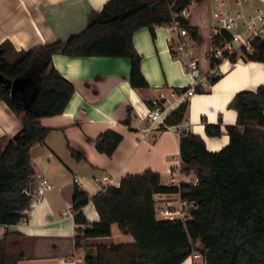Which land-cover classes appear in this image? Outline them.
<instances>
[{
    "label": "trees",
    "instance_id": "trees-1",
    "mask_svg": "<svg viewBox=\"0 0 264 264\" xmlns=\"http://www.w3.org/2000/svg\"><path fill=\"white\" fill-rule=\"evenodd\" d=\"M204 0H108L101 10L88 15L86 28L66 40H57L28 51H16L4 41L0 44V73L10 81L26 79L21 90L11 94L0 84V102L19 118L21 128L4 144H0V226L17 225L26 219L30 202L34 170L30 148L44 144L49 128L39 120L61 114L74 86L52 65L53 54L70 57H123L131 64L129 82L134 89L147 88L140 72L141 56L132 44L133 33L148 28L154 30L178 21L198 43L196 27L182 15L191 4ZM252 52L243 51L246 61L264 65V39L251 42ZM173 58L174 53L171 51ZM237 58H232L235 62ZM214 61H210L213 66ZM220 76L212 77L210 84ZM197 93L203 91L197 87ZM153 107L151 103H147ZM187 103L165 118L167 127L181 124ZM162 108V101L158 102ZM237 112L234 125L225 127L227 145L217 152L206 149L203 139L191 132L179 138L180 171L194 175L195 184L180 187L163 185L158 173L147 170L138 175H126L120 186L110 187L92 197L99 221L89 223L82 208L90 198L75 185L72 196L73 222L80 228L74 237L76 248H86V240L111 236V226L130 236L133 242L99 245L95 254H85L84 264H110L106 250L129 255L125 264H181L193 252L201 255L203 264H264V85L256 90L237 92L228 105ZM205 133L219 137V124L205 123ZM167 130L161 127L159 131ZM122 135L106 130L95 140L98 153L112 156L122 141ZM76 161L85 157L70 150ZM183 200L194 202L192 218L158 220L153 196L176 193ZM0 242V264H16L23 258L4 255Z\"/></svg>",
    "mask_w": 264,
    "mask_h": 264
},
{
    "label": "crops",
    "instance_id": "crops-1",
    "mask_svg": "<svg viewBox=\"0 0 264 264\" xmlns=\"http://www.w3.org/2000/svg\"><path fill=\"white\" fill-rule=\"evenodd\" d=\"M107 1L0 0V44L8 41L16 51H28L64 41L81 33L87 26L88 15L101 10ZM225 1L230 11L238 10L235 0ZM258 7L264 5L252 0L242 4V11L250 14ZM212 8V0H204L191 4L186 16L200 34L194 52L203 76L210 69L206 53L210 42L208 29L214 25ZM154 34L153 38L148 28H141L132 35L133 47L141 56L140 72L148 84L143 89L131 87V64L127 58L52 55L53 67L73 84L74 92L61 114L39 120L50 132L44 144L30 148L34 174L43 173L53 187L40 199L29 202L23 222L0 226L1 252L13 257L23 255L16 264H78L80 261L72 263L67 259L78 255L82 261L85 254H95L97 246L109 245L113 240L124 238V243H132L133 239L113 229V224L110 237L86 240V248L75 247L74 237L80 227L73 222V212L72 216L63 215L72 209L75 185L87 192L90 200L82 212L89 223H94L99 216L92 197L100 192L95 176L109 174L121 179L151 170L159 174L161 184L167 185L170 170H178L181 134L173 129L147 130L150 123L144 117L151 109L147 103L154 107L162 101L165 118L177 110L183 104L179 94L192 84V79L171 54L172 33L167 27H156ZM218 72L220 77L215 83L210 84L209 78L198 86L203 92L190 97L181 123L188 126L189 132L199 135L210 152L219 151L229 142L225 127L237 120V112L228 107L234 95L264 85V65L260 62L240 58L235 62L223 61ZM205 123L219 124L221 135L207 136ZM20 128L19 118L0 102V144ZM108 129L123 137L110 157L98 153L94 146V140ZM70 150L81 153L85 160L76 161ZM191 178L192 175L186 177ZM195 263L188 257L181 264Z\"/></svg>",
    "mask_w": 264,
    "mask_h": 264
},
{
    "label": "built area",
    "instance_id": "built-area-1",
    "mask_svg": "<svg viewBox=\"0 0 264 264\" xmlns=\"http://www.w3.org/2000/svg\"><path fill=\"white\" fill-rule=\"evenodd\" d=\"M252 0H235L238 8L232 12L228 8L225 0H212V18L214 25L208 29L209 49L206 57L209 61H214L210 66L207 76L201 73V67L198 58L194 52L195 41L189 36L188 32L182 28L178 21H173L167 25V29L172 33L169 38L170 49L179 60L187 73H189L192 84L179 94V99L187 103L190 97L196 92V88L205 83L209 78L219 76V65L223 61H231L232 58L239 59L243 51L252 52V40L255 38H264V7H258L253 13L246 14L242 11V4ZM264 5V0H257ZM182 15H188V8L182 11ZM164 111L159 106L147 110L145 119L148 121L149 129L160 130L161 127L173 129L179 134L189 131L185 124L167 127L165 125ZM177 171V172H176ZM173 168L170 170V180L167 186L180 187L183 184H195L197 179L194 175L187 180V175ZM34 182L30 202L40 199L43 193L53 187L50 180L41 172L34 174ZM94 182L98 185L101 193L107 192L110 187L118 188L120 179L109 175L101 174L94 177ZM155 217L158 220H181L183 222L192 218V211L196 209L194 202L183 200L180 196V190L176 193H158L153 196ZM63 215L72 216V209L63 212ZM1 239V238H0ZM193 260L201 259V255L193 252L190 256ZM72 263L81 261L76 255L67 259Z\"/></svg>",
    "mask_w": 264,
    "mask_h": 264
},
{
    "label": "rangeland",
    "instance_id": "rangeland-1",
    "mask_svg": "<svg viewBox=\"0 0 264 264\" xmlns=\"http://www.w3.org/2000/svg\"><path fill=\"white\" fill-rule=\"evenodd\" d=\"M113 229L117 230V225L114 224L113 225ZM114 244H121V243H124L125 240L124 238L119 240V241H115L113 240ZM104 257L107 259V261L110 263V264H125L129 255L126 253H117L113 250H106L105 253H104ZM195 264H203L202 260L201 259H197L195 260ZM78 264H84V260L82 259V261H80Z\"/></svg>",
    "mask_w": 264,
    "mask_h": 264
},
{
    "label": "water",
    "instance_id": "water-1",
    "mask_svg": "<svg viewBox=\"0 0 264 264\" xmlns=\"http://www.w3.org/2000/svg\"><path fill=\"white\" fill-rule=\"evenodd\" d=\"M0 50V54H1ZM240 59L244 60L243 57L240 56ZM27 80L26 79H17L14 81H10L5 79L1 73H0V84H4L6 88H10L11 94H13L14 91L16 90H21L22 87L26 84Z\"/></svg>",
    "mask_w": 264,
    "mask_h": 264
}]
</instances>
